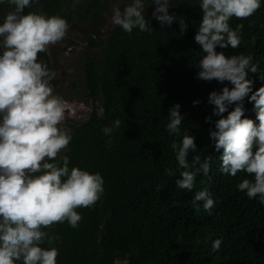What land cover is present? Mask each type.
<instances>
[{
	"label": "trees",
	"instance_id": "1",
	"mask_svg": "<svg viewBox=\"0 0 264 264\" xmlns=\"http://www.w3.org/2000/svg\"><path fill=\"white\" fill-rule=\"evenodd\" d=\"M107 1L38 0L25 9V13L42 10L60 15L70 30L91 22L85 30L90 32L84 36L87 52L81 65L83 96L92 109L87 121L66 124L73 137L67 154L70 167L102 175L105 193L94 206L78 209L83 219L77 229L67 223L52 226L51 233L61 240L55 245L58 264H264V205L236 188L243 178L251 177L221 174L220 153L209 137L214 126L205 122L212 114L208 95L225 85L195 79L201 56L194 41L201 16L198 7L190 6L195 0H172L169 9L170 15L185 18L184 35L178 22L161 29L147 17L154 29L151 34L134 30L129 36L115 26L109 35L96 39V24L106 12ZM11 10L7 4L0 5V20ZM239 23L244 24L240 47L217 48V52L251 53L260 63L259 75H264V6L247 20L230 21L233 27ZM252 36L257 37L255 45ZM96 49L99 53L88 52ZM39 59L52 68L45 53ZM249 78L255 80L254 90L262 86L258 74L250 73ZM197 100L200 103L194 106ZM177 103L185 116L181 131L189 130L198 149L189 154V162L195 155L211 161L209 177L198 175L191 192L176 187L179 171L176 176L165 174L167 168H178L170 145L179 138L165 131L168 110ZM245 109L247 118L255 120L253 104L247 99ZM116 119L122 124L109 149L101 128ZM203 189L218 201L211 216L203 210V202L199 211L191 204ZM218 238L223 243L214 252L212 242Z\"/></svg>",
	"mask_w": 264,
	"mask_h": 264
},
{
	"label": "clouds",
	"instance_id": "2",
	"mask_svg": "<svg viewBox=\"0 0 264 264\" xmlns=\"http://www.w3.org/2000/svg\"><path fill=\"white\" fill-rule=\"evenodd\" d=\"M38 0H0L12 10L0 20V264H58L61 243L51 233L55 224L67 223L77 229L83 217L79 208L94 206L104 195V179L99 172L72 166L69 145L72 135L62 125L66 118V101L54 92L53 81L58 73L39 54L62 42L69 29L68 21L60 15H48L42 10L25 13ZM124 6H114L112 25L129 34L154 32L146 13L154 7L152 18L161 29L178 22L180 34L187 32L185 18L169 14L172 0H123ZM201 19L194 41L201 53L195 79L224 84L212 91L207 103L212 114L205 122L214 126L209 137L215 152L220 153L222 175L236 177L243 173L238 191L249 200L264 205V75L253 54L226 56L219 49H237L243 40L244 24L233 27L230 21L247 20L262 6L264 0H195ZM257 37H251L255 45ZM258 74L262 82L253 89ZM227 82V84H225ZM253 104L255 120L247 118L245 100ZM199 100L193 101L198 105ZM181 105L168 110L165 131L174 139L170 147L178 165L176 187L191 192L198 175L209 177L211 161L201 160L196 152L195 137L189 130L181 131L184 115ZM217 117L213 121L212 117ZM122 121L116 119L101 128L111 148L114 134ZM211 216L216 201L208 189L197 192L191 204ZM222 238L212 242L217 252ZM47 244V247L44 245Z\"/></svg>",
	"mask_w": 264,
	"mask_h": 264
},
{
	"label": "rangeland",
	"instance_id": "3",
	"mask_svg": "<svg viewBox=\"0 0 264 264\" xmlns=\"http://www.w3.org/2000/svg\"><path fill=\"white\" fill-rule=\"evenodd\" d=\"M119 5L123 8V0H108L106 3V12L100 16L98 23L96 24V30L94 38L106 37L113 29L114 25L110 22V16L114 6ZM152 7L147 9L146 16L152 17ZM91 22L79 24L75 30L68 31L65 39L53 46H50L45 53L49 57L51 67L57 71V79L52 83L54 85V92L64 98L66 101V118L62 125L65 127L69 134L70 129L66 126L69 122L71 125H78L87 121L92 109L91 101L83 96V72L82 62L84 60L85 53L87 52V42L84 40V36L87 35L85 30L90 28ZM89 53H99V50H89ZM97 106V112L101 116L102 110L100 103L94 104ZM117 264H126L125 262H118Z\"/></svg>",
	"mask_w": 264,
	"mask_h": 264
}]
</instances>
